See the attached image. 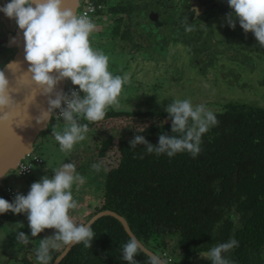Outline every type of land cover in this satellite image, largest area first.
<instances>
[{
    "label": "clouds",
    "instance_id": "clouds-1",
    "mask_svg": "<svg viewBox=\"0 0 264 264\" xmlns=\"http://www.w3.org/2000/svg\"><path fill=\"white\" fill-rule=\"evenodd\" d=\"M227 2L232 10L226 16L227 25L234 30L238 21L244 32L252 33L259 45L264 47V0ZM0 12L14 19L22 30L25 60L30 65L27 74L38 92L47 98L48 107L35 118L36 124H45L59 110L58 116L62 117L64 125L61 130L53 126L51 135L59 144L60 151L70 152L75 144L86 139L90 130L88 124L79 123L78 118L82 117L88 122L103 120L108 107H118V97L128 78L109 71V57L90 44V35L95 31L96 24L87 16L77 15L65 7V0H9L0 7ZM184 25L185 31L193 30L187 24V19ZM14 65L19 67L14 61L6 67L12 71ZM65 80L78 86V91L70 90L68 94L56 91L57 85ZM12 93L5 72L0 70V124L11 126L18 114V103ZM164 110L172 122L171 132L182 135L161 134L156 146L142 135H136L129 141V148L134 149L142 144L148 153L173 157L187 151L195 158L201 151L202 135L218 123L215 114L203 104L194 106L191 99H175ZM190 120L192 123L189 126ZM91 167L95 172L100 171L99 164ZM53 171L52 178L44 176L32 183L26 196L17 194L11 203L0 198V214H27L31 237L39 236L45 229L56 230L52 236L40 239L35 250L38 264H49L52 259L50 253L54 250H67L81 243L91 248L95 235L91 222L78 225L69 215L70 210L78 207L72 186L83 184L85 178L76 172L71 162L63 163ZM16 239L17 243H29V236L23 232H17ZM238 246V241L231 238L202 255L211 264H234L222 254ZM121 250L122 259L128 264H139L135 257L138 252H146L143 243L135 237L121 245ZM146 254L148 264H162L158 255Z\"/></svg>",
    "mask_w": 264,
    "mask_h": 264
},
{
    "label": "flooded vegetation",
    "instance_id": "flooded-vegetation-1",
    "mask_svg": "<svg viewBox=\"0 0 264 264\" xmlns=\"http://www.w3.org/2000/svg\"><path fill=\"white\" fill-rule=\"evenodd\" d=\"M5 1H7V3L9 2V0H0V7L5 5ZM93 5L95 11L91 20L94 23L97 21L105 22V26L107 24V30L104 29L105 27L97 28L91 33L90 39L93 37L100 38V41H97V44H92V47L96 50L102 51L109 57V71L113 75L124 74L126 72H123L124 69L122 68L118 73H115L117 71L112 68V63L110 61H134L137 58L136 53L147 59L148 65H146V68L152 67L150 66V63H154L155 61V65L158 67H156L157 71L149 73L155 74L154 77L144 74V76H147V79L152 82V84L150 83L147 86H153V83L155 82V87H149L148 90V93H152L153 95L144 96L143 93L141 100L137 101V105L128 107V110H130L128 111L126 109L128 106L126 99L135 91V88L134 90L128 89L127 86V92L125 93L126 88L123 86L120 94L123 98L120 100L118 99V107L116 105L108 107L103 120L88 122L81 117V119H83L81 124L89 125L91 123V125L88 126L90 130L93 129V127L98 128L101 124L106 123L107 120L121 118L126 114H132L133 117L138 118H156L157 121L147 124L138 134L144 136L145 131L151 126L159 128L171 126L172 122L168 118V113L164 109L175 99H191L194 106L200 104L204 105L207 102L206 107L210 108L209 111L213 112L218 120L224 119L226 114L233 112L237 115L238 113H247L253 110L264 111V97H261L260 104L255 105L242 101L241 99L240 101L242 102L236 101L239 100V98L245 97V95L252 96L255 89L253 84H249L247 81H242L240 79L241 74H245L247 77L257 78L259 75L257 74L256 69L259 70L260 68L254 59H251L248 54H243V57L239 60L235 59L234 62L229 58L223 59L224 54L229 52V49H234L231 47L235 45L233 44V41H236L239 44L244 42L245 44L251 45V39L254 37L250 32L245 33L239 26L238 21L236 22L234 30L227 25L226 16L232 11L228 6L227 0H93ZM81 7L82 2L77 9V15ZM151 11L157 13L158 16H155L154 14L149 15ZM2 14L3 12H0V15ZM186 19L187 24L193 28L191 32L185 31L184 21ZM233 36H235V38H233ZM215 39L219 40L218 43L216 41L214 43L215 50L204 54V60H200L199 57L202 56L200 52L204 51L202 50L204 44H211ZM132 46H134L135 49H131ZM170 49H175V51L170 52ZM180 50H184V52H180ZM222 50L223 53H221ZM262 50L264 51V47H262ZM5 52L6 49L2 43V33L0 31V57L3 56ZM144 52L148 55V52H150V54L155 53L160 59H156L153 62L151 57L144 54ZM162 66H168L170 68L176 66V69L169 71L168 75H175L176 78L182 76V84L178 83V81H174L173 85L168 88L159 71L160 69H158ZM157 75L161 76V79H159ZM159 82L162 84H158ZM257 86H264V79L260 81ZM165 89L166 91H168V89L174 90L175 96L170 97L166 103H163L161 96ZM204 91L207 92L206 95H204ZM197 93H200V95H197ZM83 95L84 94H81V96ZM217 96L221 100L215 101L210 98ZM207 99H210L211 102ZM252 99H254V97H251L248 100ZM231 117L232 115L226 117V119H231ZM59 121H63V119ZM191 123L190 120L189 126ZM133 138L134 137L126 139L120 137L117 139L114 146L113 139L109 136L100 144L99 149L96 152V156L99 159H104L107 156V151L112 148L117 157V163L115 166L106 173H102L101 171L95 172L92 168L80 171V175L85 178V182L80 185L74 184L71 189L73 198L78 202V207L69 212V215L72 218L75 215L73 218L74 220L76 219V216H80L81 211L83 212L82 208L78 211L79 205L82 207L84 206V203H81V199L85 198L83 197V194L85 193L83 190L85 189V191L88 192L92 189L95 192V195L92 194V196H89V203L87 205L89 209L87 208V210H90V203L96 204L97 202H101V205L94 206L93 212L89 213L88 218L83 224H88L100 213L111 212L125 221L128 230L135 237L126 218L107 207V202L104 200L107 177L109 173L118 169L120 164V141L129 142ZM105 143H108V147L104 149L103 145ZM47 163L49 164L48 160L41 159V164L33 166L31 172L26 177H19L15 174L13 179H23L24 181H27L29 180V176L30 178L34 176V171L40 175L36 182L40 181L44 176L52 178L54 176L53 170L59 167L54 168L49 166L48 168L46 166ZM236 171L237 170H235L234 173H236ZM8 185L9 184L5 183L3 188L0 189V198H3L10 203L13 202L17 194L25 196L28 194L27 192L24 193V191L20 192L18 188L14 187L10 188V194H8L6 192V187ZM24 214L26 213L14 214L12 212H7L5 214H0V229L1 226L7 227L6 237H0V248L4 251L9 249L10 251L19 252L21 256L15 261L16 264H38L35 250L39 245L40 239L52 236L56 230L45 229L39 234V236L31 237V231L28 229L29 222L28 219L24 218ZM4 216L8 219H5ZM103 218H112L117 221L123 232L130 239L120 221L110 215H103L96 218L91 223V227ZM17 232H23L28 235L29 243H17ZM161 237H165V239H161ZM168 240H174L173 245H169ZM143 245L151 254L158 255L162 264H190L191 260L197 255L206 253L212 248L210 247L207 251H202L196 255L190 256L188 262L185 263L182 261L185 250L181 245L180 237L177 233L155 232L150 239L149 244ZM76 246L77 244L73 245L68 250L61 248L60 250L51 251L50 255L52 259L49 264H53L61 255H64L57 263L61 264ZM263 252L264 249L262 253ZM141 253L148 257L144 252ZM207 263L211 264V261L204 260L202 262V264ZM251 264H264L261 255L260 260L257 261V263L256 261H253Z\"/></svg>",
    "mask_w": 264,
    "mask_h": 264
},
{
    "label": "trees",
    "instance_id": "trees-1",
    "mask_svg": "<svg viewBox=\"0 0 264 264\" xmlns=\"http://www.w3.org/2000/svg\"><path fill=\"white\" fill-rule=\"evenodd\" d=\"M217 121L202 135L195 158L187 151L173 157L148 153L142 144L133 149L120 141V164L107 177L104 200L143 244L155 232L177 233L185 263L234 238L239 246L222 255L251 264L264 249V111L228 113ZM161 134L182 135L171 126H151L143 137L156 146ZM92 230V247L77 244L61 264H128L121 245L129 238L117 221L103 218ZM135 259L148 264L149 258L138 252Z\"/></svg>",
    "mask_w": 264,
    "mask_h": 264
},
{
    "label": "rangeland",
    "instance_id": "rangeland-1",
    "mask_svg": "<svg viewBox=\"0 0 264 264\" xmlns=\"http://www.w3.org/2000/svg\"><path fill=\"white\" fill-rule=\"evenodd\" d=\"M5 2L7 3V1ZM95 24H96V29L104 28V27H105L104 29H106V26H107V24L105 26V22L103 21H97ZM233 38H235V36H233ZM97 41L98 42L100 41L99 37L91 38L90 39L91 46L92 44H97ZM215 41L217 43L219 42V40L215 39L213 40L211 44L210 43L206 44L207 46L204 44V47H202V50L204 51L200 52V54L202 55L199 57L200 60H204L203 59L204 54L213 52L215 50L214 49ZM250 43L251 45L245 44L244 42L239 44L238 42L233 41V44L235 45L231 44L233 45L231 47H233L234 49H229V52L224 54L223 59L229 58L230 60L234 62L235 59L239 60L241 57H243L242 56L243 54H248L251 57V59H254V61L258 64L260 69L259 70L256 69V70H257V74L259 75V77L257 78L247 77L245 76V74L243 75L241 74V78H240L242 81H247L249 84H253L255 86L252 96L245 95V97H242V98H239V100H236L239 102L241 99L242 101L255 105V104H260L261 97L262 98L264 97V86L262 87L257 86V84L264 79V51L262 50V47L259 45L258 41H256L255 37H252ZM131 49H135V47L132 46ZM172 51H175V49H170V52ZM180 52H184V50H180ZM148 53L149 55L144 52V54L151 57V60H153V62L156 59H160V57L157 54L155 53L150 54V52ZM221 53H223V50L221 51ZM136 56L137 58L134 61H129V60L125 62L120 61V60L119 62L110 61L112 63V68L116 69L115 71H117L115 73H118L122 68L124 69L123 72H126L124 74H119L122 77L126 76L128 78L127 82L124 84V87L126 88L125 93L127 92V86H128V89L134 90L135 88V91L132 92L130 96H128L126 99V102H128V106L126 107L127 110L129 109L128 107H133L137 105V101L141 100V96L143 93H144V96L153 95L152 93H148V90H149V87H155V84H154L155 82L153 83V86L151 85L147 86L150 83L152 84V82H150L151 80L149 81L147 79V76H144V74L153 76V77L155 76V74H149V73H153L157 71L156 67L158 66L155 65L156 61L154 63H150V66L152 67L146 68V65H148L147 59L144 58V56L142 55H137V53H136ZM158 69H160L159 71L162 74L164 81L166 82L165 85L168 88L169 86L173 85L174 81H178V83L182 84V81H183L182 76H179L176 78L175 75H168L169 71H172V69H176V66H174L173 68H170L168 66H164V67L162 66V67H159ZM157 76L159 79H161V76L159 75ZM69 84H71V81L67 80V85ZM158 84H162V83L159 82ZM203 93L204 95L207 94L206 91H204ZM162 94L163 95L161 96V98H162L163 103H166L170 97L175 96L174 90H169V89L168 91H166L165 89L162 92ZM197 95H200V93H197ZM251 97H254V99L248 100ZM122 98L123 96L118 97L119 100ZM210 98L215 101L221 100L218 96L210 97ZM195 99H198V98H195ZM207 100L211 102L210 99H207ZM206 103L204 104L205 107H206ZM206 109L209 110L210 108L206 107ZM154 121H157V119L156 118L147 119L145 117L138 118V117H133L132 114H126L124 117H121V118L107 120L106 123L101 124L98 128L93 127V129L89 130V132L86 134V139L84 141H81L75 144L73 149L70 152H62L60 151L59 144L55 141V138L53 135H51V133H52L53 126L55 125L57 126L58 130H61L63 128L64 121H59V120H55L51 118L47 122L46 129L40 134L39 138L36 140V143H35L36 149L32 152L30 156L37 155L41 159H44L46 161L48 160L49 164L47 163L46 165L48 168L49 166L54 167V168L61 167L63 163L71 162L75 165L76 172L80 174L81 170L83 169L88 170L89 168H92L91 166L93 164H99L100 171L102 173H106L112 167L115 166V164L117 163V157L114 152V149L112 148L109 151H107L106 153L107 156L104 159H99L96 156L97 154L96 152L98 151L100 144L110 136L112 137L113 145L115 146L118 138L124 137L126 139H129L131 137H134L140 133L143 127H145L150 122H154ZM33 174L34 176L31 178L29 176L28 177L29 180L27 181H24L23 179H18L15 181L13 180L12 182L11 177H10L5 180V183L9 184L11 188L12 187L18 188L20 192L24 191V193L26 192L28 193L30 191L31 184L36 182L38 177H40V175L36 171H34ZM14 175H15V172L13 176ZM83 192H85L83 194V197L85 198L81 199V203L82 204L84 203L83 204L84 206L82 207L79 205V208H78V211L80 210V208H82L83 212L81 211L80 216L79 215L76 216V219L74 220L75 223L78 225L83 224V222L86 221L89 213L93 212V208L95 205L96 206L101 205V202H97L96 204L90 203L89 204V206L91 205L90 210H87V208L89 209V207L87 206L89 203L88 201V199L90 198L89 196L90 195L92 196V194L95 195V192L92 189L88 192L85 191L84 189ZM4 218L8 219L5 216ZM24 218L27 219L26 214H24ZM28 229L30 231V228ZM6 233H7V227L1 226L0 237L2 238L6 237ZM161 239H165V237H161ZM168 243L169 245H173L174 240H168ZM20 256L21 255L19 252L10 251L9 249L4 251L0 248V264H14V263L16 264L15 261L18 260ZM261 259L264 262V252L261 254ZM204 260L210 261L202 254H199L191 260L190 264H202ZM253 261H257V260H253Z\"/></svg>",
    "mask_w": 264,
    "mask_h": 264
},
{
    "label": "water",
    "instance_id": "water-1",
    "mask_svg": "<svg viewBox=\"0 0 264 264\" xmlns=\"http://www.w3.org/2000/svg\"><path fill=\"white\" fill-rule=\"evenodd\" d=\"M81 2L82 0H65V7L76 13ZM151 14L158 16L153 11L149 13V15ZM0 31L2 33V43L6 49V53L0 57V70L5 72L13 91V98L18 103V114L11 126L0 124L1 189L5 184V180L14 174L19 162L27 159L36 149V140L46 129L47 122L43 125H37L35 118L40 115L42 109H47L48 104L47 98L38 92L39 90L32 83L30 75L27 74L30 65L25 60V41L22 30L18 28L14 19L7 18L3 13L0 15ZM13 40H15V43H12ZM13 61L17 62L19 67L14 65L11 71L6 65ZM66 87L67 80L61 81L57 85L56 91L65 93ZM33 96H35V99L29 104ZM103 215L115 217L120 221L128 236L130 238L134 237L128 230L125 221L111 212L100 213L93 220ZM144 253L150 252L146 250ZM63 256L61 255L53 264H57Z\"/></svg>",
    "mask_w": 264,
    "mask_h": 264
},
{
    "label": "built area",
    "instance_id": "built-area-1",
    "mask_svg": "<svg viewBox=\"0 0 264 264\" xmlns=\"http://www.w3.org/2000/svg\"><path fill=\"white\" fill-rule=\"evenodd\" d=\"M94 11H95V7L93 5V0H82V7L78 12V15L87 16L88 18L91 19ZM70 90L78 91V86H74L72 84L67 85L65 93L66 94L70 93ZM58 115H59V110H56L52 118L61 120L62 117H59ZM40 164H41V159L39 157L35 155L29 156L26 160H22L21 162H19L15 174H17L19 177H26L31 172L33 166ZM11 180L13 182L14 180L13 175L11 176ZM10 188L11 187L9 185L6 187V192L8 194H10Z\"/></svg>",
    "mask_w": 264,
    "mask_h": 264
}]
</instances>
